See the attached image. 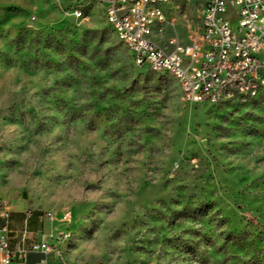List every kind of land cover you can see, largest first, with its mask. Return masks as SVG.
I'll return each instance as SVG.
<instances>
[{"label": "clouds", "instance_id": "obj_1", "mask_svg": "<svg viewBox=\"0 0 264 264\" xmlns=\"http://www.w3.org/2000/svg\"><path fill=\"white\" fill-rule=\"evenodd\" d=\"M205 3L84 0L81 7L69 8L62 0H48L43 5L46 17L33 27L54 17L71 21L80 32L89 27L98 30L93 48L102 57L101 67L96 66L95 59L84 57L90 69L88 76L102 78L105 87L120 89L142 82L144 90L132 98L157 113L153 124L159 125L161 134L155 143L141 146V124L135 132L113 142L103 135V129L85 130L90 115L85 112L75 119L65 140L51 143L64 133L58 124L47 137L33 136L24 150L17 151L13 137L22 133L15 125L9 127L0 137V264H32L36 256L41 257L39 264H132L133 259L136 264L140 260L181 264L180 254L167 247L164 251L169 255L156 260L165 236L199 240L190 234L199 232L210 236L216 245L223 242L220 234L232 227L231 223L219 225L232 207L226 190L221 183L209 185L202 178L208 170L203 166L206 153L199 157V169L189 165L177 171V149L194 138H211L203 125L216 115L217 108L223 114L230 111L223 102L232 99V92L226 91L232 81L252 77L264 83V0H216L215 9L205 8ZM10 69L17 70V80L11 90L3 91L5 103L11 98L23 99L26 107L37 111L42 105L34 93L51 87L52 81L64 75L45 77L38 71L28 76L16 65L0 68V76ZM86 102L78 97V103ZM209 109L211 113L205 115ZM47 114L58 116L55 112ZM170 131L174 135H169ZM228 137L230 142L221 143L226 153L230 150L235 154L231 159L254 160L257 150L264 146V123ZM129 140L135 143L129 145ZM46 145L53 151L41 157ZM212 147V155L223 161L225 156L215 140ZM137 152L142 153V160ZM58 157L62 163H57ZM254 172L253 168L251 174ZM155 173L164 175L157 178ZM164 180L169 183L160 191ZM137 183L148 187L142 191L134 186ZM156 197L173 202L161 207ZM208 200L215 203L206 215L195 220L184 218L168 228L166 220L172 212L185 208L195 212ZM151 209H159L165 219L138 226ZM118 210L119 218L110 220ZM161 225L163 231H147ZM154 237L157 241L150 245L151 256L133 251L138 241Z\"/></svg>", "mask_w": 264, "mask_h": 264}, {"label": "rangeland", "instance_id": "obj_2", "mask_svg": "<svg viewBox=\"0 0 264 264\" xmlns=\"http://www.w3.org/2000/svg\"><path fill=\"white\" fill-rule=\"evenodd\" d=\"M47 2L48 0H0V42H4L0 45V68L19 65L28 76L38 71H43L45 77L64 73L60 79L52 81L51 87H42L34 93L39 97L38 104L42 105L39 111L35 107H26L23 99L11 98L5 103L3 91L13 88L17 80V70L10 69L6 75L0 76V137L7 133L9 127L15 125L22 134L14 136L13 139L16 150L22 151L31 142V137H47L59 124L64 133L51 141L59 143L67 138L75 119L82 118L83 114L88 112L90 115L85 123V130L103 129V135L115 142L121 141L143 124L141 146L143 143H155L161 134L159 125L153 124L157 113L150 110V105L132 98L144 90V84L141 82L120 89L114 86L105 87L102 78L89 77L90 69L89 65L84 63V57L95 59L96 66L101 67L102 57H98L99 50L93 48L98 30L89 27L80 32L71 21H60L54 17H49L44 25L33 27V24H38L46 17L47 10L43 5ZM83 2L84 0H62L69 8H79ZM33 16L36 18L34 21L31 19ZM109 79H112L111 75ZM145 95H148L147 91ZM78 97L87 102L78 103ZM88 97L94 98L89 100ZM224 106L230 111L223 114L217 108L216 115L210 117L203 125L209 129L211 138L199 141L194 138L183 148H178L179 158L175 163L180 164L177 170L179 172L189 165L199 169L202 167L199 157L207 154L203 166L208 170L203 172L202 178L209 185L213 181L221 183L226 190L232 207L229 209V215L220 219L219 225L231 223L232 227L220 234L223 242L218 245L210 236L199 232L190 233L199 236V240L182 241L179 237L165 236L160 240L163 247L161 254L156 256L157 261L169 255L164 251V247H167L180 254L181 264H264V155H260L264 152V146L257 150L254 160L234 161L231 157L235 154L230 150L226 153L225 145L221 143L222 140L230 142L228 136L237 131L244 132L258 123H264V115L258 114L264 113V85L254 97L246 99L244 103H228ZM49 112H55L58 116L48 115ZM210 113L211 109L205 112V115ZM232 117L234 119H230ZM169 135H174V131H170ZM213 140L218 144L220 154L225 156L223 161L212 155L215 151L212 147ZM128 143L132 145L135 141L129 140ZM206 144L207 147L204 146ZM117 148L119 149L120 145H117ZM50 151L53 149L46 145L40 156ZM137 155L138 159L144 158L142 153L137 152ZM62 162V158L58 157L57 163ZM253 168L255 172L251 174ZM155 175L159 178L164 173ZM168 183L169 181L164 180L159 190L163 191ZM134 186L141 187L142 191L148 187L147 184L139 183ZM180 188L177 189L178 193ZM120 190L125 189L122 187ZM214 191L215 189H212V192ZM156 200L161 207L173 202L171 198L164 197H156ZM214 203L215 201L208 200L195 212L187 208L172 212L166 220L168 228H172L184 218L191 217L195 220L206 215ZM119 215L118 210L117 215L110 220H117ZM145 215L147 219L140 220L138 226H146L149 222L155 224L165 219L164 213L159 209H151ZM163 230L164 225L159 229H147L148 232ZM156 241L157 237L138 241L133 251L151 256L153 252L150 245ZM132 264H136L135 259ZM139 264H147V261L140 260Z\"/></svg>", "mask_w": 264, "mask_h": 264}, {"label": "built area", "instance_id": "obj_3", "mask_svg": "<svg viewBox=\"0 0 264 264\" xmlns=\"http://www.w3.org/2000/svg\"><path fill=\"white\" fill-rule=\"evenodd\" d=\"M119 7V5H117ZM204 7L207 9H215L217 7L216 0H206V3L204 4ZM191 51V50H189ZM261 79H264V75L261 76ZM259 80L253 79L252 77H243L238 80H234L231 82L232 87L228 88L226 86V91H231L233 92H240V88H246V91L240 92V100L239 101H224L223 104H228V103H244V97L247 93L253 92V83L258 82ZM41 257L39 258V260ZM39 260L36 264H39Z\"/></svg>", "mask_w": 264, "mask_h": 264}, {"label": "bare ground", "instance_id": "obj_4", "mask_svg": "<svg viewBox=\"0 0 264 264\" xmlns=\"http://www.w3.org/2000/svg\"><path fill=\"white\" fill-rule=\"evenodd\" d=\"M264 85V83H261V81L259 80L258 82H255V83H253V92H249V93H247L246 95H245V97H244V101L246 100V99H249V98H251V97H254L256 94H257V92H258V90H259V88L261 87V86H263ZM240 100V92H233L232 93V99H231V101H239Z\"/></svg>", "mask_w": 264, "mask_h": 264}, {"label": "crops", "instance_id": "obj_5", "mask_svg": "<svg viewBox=\"0 0 264 264\" xmlns=\"http://www.w3.org/2000/svg\"><path fill=\"white\" fill-rule=\"evenodd\" d=\"M39 258H40L39 256L33 257L32 264H36L38 262Z\"/></svg>", "mask_w": 264, "mask_h": 264}]
</instances>
